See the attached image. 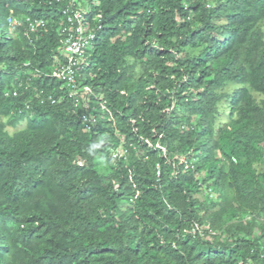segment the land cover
Returning a JSON list of instances; mask_svg holds the SVG:
<instances>
[{
    "label": "trees",
    "instance_id": "obj_1",
    "mask_svg": "<svg viewBox=\"0 0 264 264\" xmlns=\"http://www.w3.org/2000/svg\"><path fill=\"white\" fill-rule=\"evenodd\" d=\"M62 7L0 0V264H264V0H90L76 106Z\"/></svg>",
    "mask_w": 264,
    "mask_h": 264
},
{
    "label": "built area",
    "instance_id": "obj_2",
    "mask_svg": "<svg viewBox=\"0 0 264 264\" xmlns=\"http://www.w3.org/2000/svg\"><path fill=\"white\" fill-rule=\"evenodd\" d=\"M57 3H62L63 7L61 14L63 15V23L60 28L61 34L65 37L60 55L64 62H56L55 68L52 71V77L61 82L66 90L69 99H72L75 106L78 104L77 97L83 98V93L80 91L79 85L76 83L78 72L82 69V64L85 61L84 51L89 47L94 40V34L88 30L86 15L89 12L90 0H55ZM12 13V12H11ZM24 22L28 26V32L35 33L38 29L45 26L43 19L32 20L30 17L16 18L10 16L9 23L11 25H20ZM13 97H17V92H12ZM50 100V98H49ZM124 150L114 151L113 157H117L118 153H125ZM194 159L187 162L184 161L185 168L191 167ZM207 189V188H206ZM211 197V195H210Z\"/></svg>",
    "mask_w": 264,
    "mask_h": 264
},
{
    "label": "rangeland",
    "instance_id": "obj_3",
    "mask_svg": "<svg viewBox=\"0 0 264 264\" xmlns=\"http://www.w3.org/2000/svg\"><path fill=\"white\" fill-rule=\"evenodd\" d=\"M209 1H215V0H209ZM210 5L215 6V3H212ZM192 54H194V52H192ZM238 86H234V85H229L224 87L223 89L219 90V93H227V94H232V92L237 89ZM251 94L253 96V98L256 100L257 103H261L263 96L260 94L255 93L254 91H251ZM218 110V115L214 118L213 121V127H214V131H215V136L218 135V132L221 128L225 127L228 122L230 121V111H231V103L229 100H223L218 104L217 107ZM4 121H7L4 119ZM26 127V123L23 122L21 124H19L16 128H10V127H6V131L9 134H12L16 131L22 130ZM259 149H264L263 145H258ZM195 161V160H194ZM105 163H100L98 165V168L100 169V171H103L105 169ZM255 169L257 173H262L264 172V156L261 162L257 163L255 165ZM263 184V188H264V181H262ZM206 186H203V192L201 194H199L197 196V198H199L202 202H204L206 205H209L210 201L214 200L215 198V193L213 192L214 188H205ZM211 195V197H210ZM263 252H264V243H263V248H262Z\"/></svg>",
    "mask_w": 264,
    "mask_h": 264
},
{
    "label": "clouds",
    "instance_id": "obj_4",
    "mask_svg": "<svg viewBox=\"0 0 264 264\" xmlns=\"http://www.w3.org/2000/svg\"><path fill=\"white\" fill-rule=\"evenodd\" d=\"M209 5H207V7H208ZM12 12V11H11ZM10 12V15L8 16V24H9V26H8V28H9V33L10 34H12V26L13 25H11L10 23H9V18H10V16H12L13 15V13H11ZM13 17H15L14 15H13ZM20 17V16H19ZM16 18H18V17H16Z\"/></svg>",
    "mask_w": 264,
    "mask_h": 264
}]
</instances>
